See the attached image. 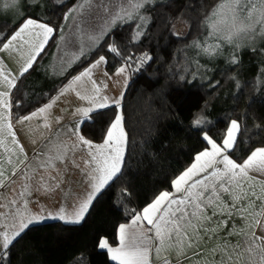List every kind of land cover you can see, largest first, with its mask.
<instances>
[{"label":"snow or ice","instance_id":"6c2138e0","mask_svg":"<svg viewBox=\"0 0 264 264\" xmlns=\"http://www.w3.org/2000/svg\"><path fill=\"white\" fill-rule=\"evenodd\" d=\"M124 2L127 7L112 13L107 26L89 34L91 46L85 52L82 44L79 52L73 54L68 69L96 49H106L107 53L121 57L124 63L116 69L117 76L132 69L139 71L153 59L148 52L136 57L123 56L115 34L123 30L124 25H130L134 29L131 41L139 43L147 34L156 8L168 5L164 0ZM88 3L90 0H82L61 19L71 20ZM53 4L57 8L67 6L66 0H53ZM46 8L47 0H0V16L11 17L0 20V150L8 154L9 164H12V156L16 157V170L10 176L22 172L17 166L27 160L19 138H27L25 125L35 120L44 128H50L51 110L65 94L74 93L84 106L75 107L74 115L79 119L67 131L74 138L72 150L86 152L81 169L85 188L83 195L77 196L70 206L62 204L55 211L40 208L29 212L27 200L9 201L16 207L11 212L0 213V264H13L16 242L34 224L45 221L81 224L94 210L99 197L123 177L127 168L128 140L120 110L123 94L110 98L103 94L107 84L93 78L94 70L108 64L106 55L97 52L86 67L76 72L65 70L59 87L43 104L32 106L26 99L27 94L17 95L49 42L55 41L57 36L64 40L61 25L47 19L40 11ZM203 25L213 42L193 41L191 46L212 57L222 54L224 45H232L229 63L238 64L236 50L244 42L264 37V0H217L205 14ZM185 27L181 23L171 34L177 39L183 38ZM251 50L257 52L254 46ZM259 51L264 53V48ZM6 61L13 62L15 67L10 68ZM103 75L107 77L108 72L105 70ZM81 83L85 91L80 90ZM110 107L113 108L112 118L101 121L100 141L94 142L85 129L89 124L95 127L97 117L104 116V110ZM56 122L61 121L57 118ZM204 123L202 117L193 120L195 127ZM201 135L204 148L188 167L170 180L167 190L155 193L142 207L129 211V220L118 226V246H110L106 237L98 239L97 246L106 250L115 264H173L170 255L174 256L175 264L191 256L196 257L191 264H264V145L249 143L246 146L241 123L235 119L229 121L219 140L203 128ZM66 157L67 149L64 155H56L55 161L49 156L48 167H54L56 161L63 163ZM3 176L0 168V178ZM3 187L4 184H0V188ZM121 196H131L127 187ZM205 252L215 255L205 258Z\"/></svg>","mask_w":264,"mask_h":264},{"label":"trees","instance_id":"16d2710c","mask_svg":"<svg viewBox=\"0 0 264 264\" xmlns=\"http://www.w3.org/2000/svg\"><path fill=\"white\" fill-rule=\"evenodd\" d=\"M75 2L66 0L67 6L57 8L53 0H47V8L40 11L62 28L61 18ZM164 3L168 6L156 8L147 34L139 43L131 41L134 29L130 25L115 34L123 56L148 52L153 57L139 71L128 72L120 109L128 140L123 177L99 197L81 224L49 222L31 226L15 244L13 264H115L97 246L98 239L106 237L111 246L118 244L117 229L129 220V211L142 207L155 193L167 190L170 180L204 148L201 128L219 140L229 121L235 119L241 123L246 146L264 145V53L259 51L264 45L256 47L257 52L251 46L239 50L238 64L218 59L211 72L210 67L204 68L194 60L197 54L191 45L206 34L203 18L217 0ZM3 19L7 18L0 16ZM181 23L186 25L185 35L177 39L171 33ZM58 39L59 36L49 42L17 93L27 94L32 106L43 104L64 79L63 75L52 77ZM97 52L106 55L108 74L124 63L120 56L96 49L66 70L76 72L86 67ZM216 81L219 83L213 87ZM104 111L106 114L97 117L95 127L89 124L85 129L94 142L100 141L101 121L113 115L111 107ZM201 117L205 123L195 127L193 120ZM125 187L130 197L121 196Z\"/></svg>","mask_w":264,"mask_h":264},{"label":"crops","instance_id":"0c3cea01","mask_svg":"<svg viewBox=\"0 0 264 264\" xmlns=\"http://www.w3.org/2000/svg\"><path fill=\"white\" fill-rule=\"evenodd\" d=\"M58 43L55 55L60 54ZM55 60L58 59L55 58ZM6 62H8L10 68L15 67L13 62ZM104 72L105 65H102L94 70L93 77L98 82L107 84L103 94L110 98H116L124 94L125 84H128L129 78L126 80L124 75L122 79H114L117 76L115 75L116 71L113 74H108L105 78ZM79 87L81 91L86 90L85 85L82 83ZM78 105L84 106L74 93H67L60 98V101L51 110L50 128H44L42 123L38 124L35 120L25 125L27 138L24 136H19V138L25 148L27 160L24 164L17 166L22 169V172L18 171L15 176H10L16 170V167H14L16 157L12 156V164H9L7 163L8 154L0 150V161L3 162L0 164V168L4 172L3 178H0V184H4V187L0 188V206H3L0 207V213L11 212L16 207V205L9 203L13 199L18 203L27 200V211L29 212H36L40 208H44L46 211H55L62 204L70 206L77 196L83 195L85 177L81 169L84 167L83 161L86 158V152L83 149L72 150L74 138L67 131L75 120L79 119L78 116L74 115L75 107ZM57 118L61 121L60 123L56 122ZM9 147L12 146L9 145ZM66 149L67 157L65 161L63 163L56 161L54 167H48V157L51 156L55 161V156L64 155ZM77 165H80V167H77ZM57 184H59V187H56ZM20 207L23 208L22 203H20ZM49 222L58 221H45L38 224ZM118 244L112 247H116ZM204 255L205 258H208L214 256L215 253L205 252ZM108 257L110 259L109 255ZM169 259L175 264L174 256L170 255ZM195 259V256L188 259L182 258L181 264H191Z\"/></svg>","mask_w":264,"mask_h":264},{"label":"rangeland","instance_id":"374dc122","mask_svg":"<svg viewBox=\"0 0 264 264\" xmlns=\"http://www.w3.org/2000/svg\"><path fill=\"white\" fill-rule=\"evenodd\" d=\"M81 2L82 0H76L75 4L70 8H75ZM126 7L127 3L124 2V0H90V3L86 4L83 10L78 11L71 20L64 21L61 28L64 40L61 41L60 38L58 39L60 54L55 55V58H57L58 60L55 61L56 67L54 68L52 77L57 78L62 76L64 71L67 69L68 64L71 63L74 59L73 54L79 52L82 44L84 45V51H88V48L91 46L88 40L89 34L93 33L94 31L98 32L100 27L102 26H107L108 21L111 19V14L117 11H121V9ZM69 9L67 10V12L69 11ZM2 17L11 19L10 16ZM16 19L18 20L19 17H17ZM14 22L16 21L14 20L13 23ZM205 40H209L207 32L201 39L197 41L203 43ZM212 42L213 41L209 40V43ZM263 45L264 37L257 36L252 41L244 42L241 47L236 50V54L242 48H246L249 46H254L256 48ZM193 49L197 54L195 55L194 60L197 63L205 66L204 68L210 67L209 71L212 72V66L214 62H217L218 59H223L225 62H229V57L233 51V46L224 45L222 47V54H218L212 57L203 54L198 48ZM123 77L124 75H119L118 77L115 76L114 79H122ZM126 77V80H128V72L125 74V78Z\"/></svg>","mask_w":264,"mask_h":264}]
</instances>
